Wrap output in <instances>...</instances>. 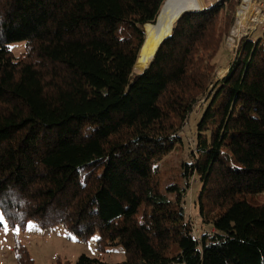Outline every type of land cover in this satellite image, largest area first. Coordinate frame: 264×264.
<instances>
[{
    "label": "trees",
    "instance_id": "trees-1",
    "mask_svg": "<svg viewBox=\"0 0 264 264\" xmlns=\"http://www.w3.org/2000/svg\"><path fill=\"white\" fill-rule=\"evenodd\" d=\"M164 1L0 0V217L96 235L98 252L121 247L117 264H264V30L240 39L214 83L238 3L218 0L184 14L135 73ZM201 100L195 146L163 184L161 162ZM194 182L209 228L198 238L185 213ZM13 251L33 264L24 245Z\"/></svg>",
    "mask_w": 264,
    "mask_h": 264
},
{
    "label": "rangeland",
    "instance_id": "rangeland-1",
    "mask_svg": "<svg viewBox=\"0 0 264 264\" xmlns=\"http://www.w3.org/2000/svg\"><path fill=\"white\" fill-rule=\"evenodd\" d=\"M217 1L203 0L204 8H208ZM237 1L234 26H232L229 35L223 41L222 51L213 57V63L216 65L213 78L214 83L225 77L228 73L231 62L236 58L240 39L249 35H252V38L255 39L264 30V0H252L253 8L259 13L258 19L244 27L240 26L237 21L238 9L241 7L242 0ZM11 50L15 57H19L24 54L25 47L23 44H15ZM220 70L224 71L221 76L218 75ZM134 72L139 73L135 69ZM206 105L207 102L201 100L189 115L180 135L184 143L183 147H177L172 153L163 158L160 165L161 182L163 184L176 181L179 177L180 164L188 160V153L195 146L197 124ZM200 187L199 182H194L191 185L185 207L186 218L193 223L195 235H200L203 231L209 230L208 227L201 223L198 211L194 206ZM256 201L263 204L264 194L260 195ZM0 219L3 222V227L0 228V264H15L13 249L16 242L27 248L33 264H53L57 259L68 260L74 263L81 255L99 258L108 264H117L124 259L121 247H110L104 252L96 251V235L86 242H82L75 235L65 231L60 225L43 228L35 223H29L24 230H21L9 227L2 217Z\"/></svg>",
    "mask_w": 264,
    "mask_h": 264
},
{
    "label": "bare ground",
    "instance_id": "bare-ground-1",
    "mask_svg": "<svg viewBox=\"0 0 264 264\" xmlns=\"http://www.w3.org/2000/svg\"><path fill=\"white\" fill-rule=\"evenodd\" d=\"M185 7L193 10L204 8L203 0H179ZM252 0H242L241 7L238 9L237 21L240 26H248L257 21L259 13L253 8ZM178 8L175 5H169L160 14L155 24L145 26L146 43L139 55L138 61L134 67L135 70L142 71L150 63L152 56L159 44L160 39L170 34L174 27L176 12ZM253 25V24H252ZM223 70L218 72L221 76Z\"/></svg>",
    "mask_w": 264,
    "mask_h": 264
},
{
    "label": "water",
    "instance_id": "water-1",
    "mask_svg": "<svg viewBox=\"0 0 264 264\" xmlns=\"http://www.w3.org/2000/svg\"><path fill=\"white\" fill-rule=\"evenodd\" d=\"M172 4L175 5V6L178 8V11L176 12V17H175L176 19H175L174 26L176 25V23L178 22V20H179L184 14H187V13H190V12H200V11L205 10V8H203V9H201V10H193L192 8H187V7H185V4H183V2L180 3L179 0H165L164 3H163V5H162V7H161V9H160V11H159V14H158V16H157V18H156L154 24L157 22V20H158L160 14H161V12H162L166 7H168L169 5H172ZM147 25H150V24H146V25L143 26L144 40H143L142 46H141V48H140V50H139V53H138V56H137L136 62H135V64H134V67H135V65H136V63H137V61H138L139 55L141 54V51H142V49L144 48L145 43H146V37H145V26H147ZM173 28H174V27H173ZM173 28H172V30H171V32H170L169 35H167V36L163 37L162 39H160L159 44H158V46H157V48H156V50H155V52H154V54H153V56H152V59H151L150 63L148 64V66H147L144 70L139 71L140 73H142V72H144L145 70L148 69L149 65L153 62L154 56H155V54L157 53L159 47L162 45V43H163L167 38L170 37V35H171L172 31H173ZM133 69H134V68H133Z\"/></svg>",
    "mask_w": 264,
    "mask_h": 264
},
{
    "label": "built area",
    "instance_id": "built-area-1",
    "mask_svg": "<svg viewBox=\"0 0 264 264\" xmlns=\"http://www.w3.org/2000/svg\"><path fill=\"white\" fill-rule=\"evenodd\" d=\"M193 237H194V238H198L199 235H195V231H194V233H193Z\"/></svg>",
    "mask_w": 264,
    "mask_h": 264
},
{
    "label": "snow or ice",
    "instance_id": "snow-or-ice-1",
    "mask_svg": "<svg viewBox=\"0 0 264 264\" xmlns=\"http://www.w3.org/2000/svg\"><path fill=\"white\" fill-rule=\"evenodd\" d=\"M6 230V229H5Z\"/></svg>",
    "mask_w": 264,
    "mask_h": 264
}]
</instances>
